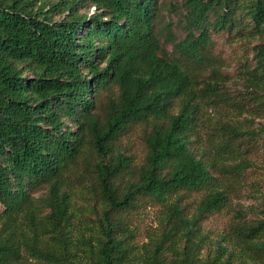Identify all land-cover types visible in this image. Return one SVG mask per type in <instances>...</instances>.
Here are the masks:
<instances>
[{"label":"trees","instance_id":"16d2710c","mask_svg":"<svg viewBox=\"0 0 264 264\" xmlns=\"http://www.w3.org/2000/svg\"><path fill=\"white\" fill-rule=\"evenodd\" d=\"M234 8L247 20L235 24ZM158 14L157 0H0V264H232L218 242L205 261L196 254L205 236L199 220L227 195L212 173L224 164L199 141L208 120L202 97H218V69L199 79L195 67L210 60L209 26L264 32V0H185V34L174 42L180 59L159 52ZM253 48L244 72L261 88L264 37ZM137 122L145 153L133 164L114 142ZM218 127L225 139H205L230 156L240 154L238 136L254 134L225 119ZM250 164L240 157L225 171ZM85 178L101 203L86 235L75 233L66 187ZM34 185L44 190L33 196ZM185 196H197L193 211ZM142 201L156 208L160 228L137 243L131 215ZM230 227L226 238L239 250L264 251V211L250 221L236 215Z\"/></svg>","mask_w":264,"mask_h":264},{"label":"rangeland","instance_id":"374dc122","mask_svg":"<svg viewBox=\"0 0 264 264\" xmlns=\"http://www.w3.org/2000/svg\"><path fill=\"white\" fill-rule=\"evenodd\" d=\"M157 3L159 14L154 23V33L158 38L159 52L168 57L180 59L174 42L182 39L185 34L183 29L185 0H157ZM92 10V6L87 8L88 13ZM232 18L235 24L247 20L243 8H234ZM210 19H213V16ZM164 23L170 24V36L164 28ZM235 24L231 29L208 27V41L203 51L210 56V60L195 67V76L199 79H211L210 67L218 69V97L211 98L212 96H207V94L202 97L201 111L203 116L208 117V120H204L200 127L199 141L205 143L206 151L209 150V158H215L217 165L224 164L218 168H212V173L217 178V185L224 188L227 195V204L224 207L205 214L199 220L205 236L196 254L200 260L205 261L207 256L213 254L212 251L218 242L227 246V249H231L232 264H242V260L246 264H264V251H255L248 247L239 250L240 247H235L232 242L235 240L233 237L226 238V235L231 234L230 224L233 219H236V215L250 221L262 217L264 211V100L257 102V97L252 92L261 93L264 99V85L259 83L261 86L259 88L254 80L250 81L246 78L247 74L244 72L246 66L254 65L253 47L264 37V32L259 30L253 36L239 35L235 31L237 27ZM219 97H225L227 100ZM105 98V92H100L95 98V111L99 114H102ZM232 102L241 106L230 104ZM222 119L231 122L239 129H250L254 132L247 140L244 134L237 137L236 141L241 140L238 155L230 156L223 151H216L208 145L205 139L208 136L216 141L226 138L227 132L218 127ZM145 131L146 128L142 123L131 124L114 142V147L128 155L133 164H139L143 160L145 153L143 133ZM229 140L234 139L229 138ZM240 157H247L251 162L250 166L235 172L225 171L226 164L231 165ZM78 170L80 169H75V171ZM66 187L69 191L72 212L75 215L74 226L78 230L75 233L80 231L86 235L89 233L87 225L94 222L95 210L101 207L100 200L92 194L88 178L72 179ZM43 190V186L34 185L30 188V193L36 196ZM196 199L197 196L184 197L189 212L193 211ZM131 217L136 222L135 240L137 243L145 242L151 232H156L160 228L157 221L158 211L143 201L140 202L138 212L132 214ZM42 239L49 240V234L44 233ZM248 255L252 257L254 263ZM27 262V264H38L32 257H27Z\"/></svg>","mask_w":264,"mask_h":264}]
</instances>
